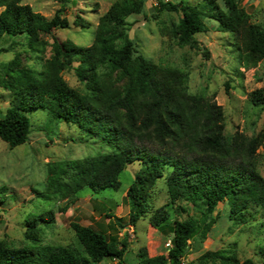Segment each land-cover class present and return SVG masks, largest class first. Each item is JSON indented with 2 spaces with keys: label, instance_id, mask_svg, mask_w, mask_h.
I'll return each instance as SVG.
<instances>
[{
  "label": "trees",
  "instance_id": "16d2710c",
  "mask_svg": "<svg viewBox=\"0 0 264 264\" xmlns=\"http://www.w3.org/2000/svg\"><path fill=\"white\" fill-rule=\"evenodd\" d=\"M24 1L0 0V8H4L0 13V45L25 39L26 45L36 51L42 45V35L70 27L64 11L49 20ZM158 1L160 11L181 13L176 34L182 43L194 41L196 34L207 30L203 16L209 13L222 31L236 36L241 57L247 63L256 65L264 59V29L249 22L250 16L236 0H223L227 12L221 9L219 0H203V4ZM144 3L116 2L102 17L90 47L56 42L55 53L42 73L18 70L17 61L8 64L10 76L17 73V83L11 85L17 94L14 105L0 116V139L11 148L27 143L32 127L30 115L40 109L48 111L51 123L75 125L89 138L97 139L109 152L82 164L73 163V167L67 165L69 171L63 169L62 175L73 173L75 187L99 194L108 189L118 191L122 173L136 166L126 197L130 225L136 226L150 215L151 225L170 232L171 239L167 255L149 258L144 252L137 264H187L183 260L191 242L206 238L212 224L207 219L220 203L228 202L231 217L240 223L246 222L253 209L264 212V178L252 164L260 139L242 132L228 137L223 107L204 96L189 94L186 74L134 56L128 18L143 13ZM75 60L80 62L78 76L88 81L90 95L79 94L62 77ZM103 68L125 82L122 90L111 89L100 81ZM251 101L264 107L262 90L254 91ZM160 180L166 181L172 205L191 203L201 210L203 220L176 218L171 224L165 208L152 211V191ZM54 222V213L49 211L27 223L26 237L31 246L11 248L0 240V264H101L106 259L123 264L126 238L119 241L79 223L72 224V228L87 256L78 255L70 247L39 245L41 225ZM188 264L256 263L220 251Z\"/></svg>",
  "mask_w": 264,
  "mask_h": 264
},
{
  "label": "rangeland",
  "instance_id": "374dc122",
  "mask_svg": "<svg viewBox=\"0 0 264 264\" xmlns=\"http://www.w3.org/2000/svg\"><path fill=\"white\" fill-rule=\"evenodd\" d=\"M121 0H25L24 4L47 19L62 10L69 28L56 29L41 36L42 45L31 49L25 39L8 40L0 45V116L14 105L17 73L11 77L8 64L17 61L18 70L42 73L46 62L55 53V43L66 46L72 42L79 47L95 43L98 27L111 7ZM181 0H164L179 3ZM190 4H203V0H184ZM240 9L250 16L249 22L264 29V0H236ZM158 0H145L141 14L128 18V37L136 53L162 68H174L187 76V91L204 96L221 105L225 112V134L237 132L258 136L259 145L253 160L254 169L264 178V107L255 106L251 95L262 90L264 95V59L250 65L241 57L239 40L230 32L219 28V23L208 14L203 16L205 32L196 34L194 41L182 43L176 34L181 13L160 11ZM228 11L223 0L218 1ZM4 8H0V13ZM3 49L7 50L3 52ZM79 60L62 72L64 81L85 96L92 93L87 80L78 76ZM100 81L111 89L122 90L125 82L118 74L100 70ZM227 84L229 89L227 90ZM31 132L27 143L11 148L0 139V240L11 248L33 245L26 237L28 222L45 212L54 213V223L41 225V243L70 247L80 256H87L80 245L72 224L91 226L97 231L128 241L123 264H137L146 252L149 258L167 255L171 246L170 232L154 228L149 217L136 226L129 222L130 207L127 191L133 183L136 166L125 170L118 190H105L99 194L76 186L73 173L67 165L82 164L109 152L97 139H91L77 126L63 121L50 122L47 110L30 115ZM69 186V187H68ZM152 211L165 208L169 222L174 219L202 221L204 216L191 203H170L165 180L154 187L151 197ZM110 214L111 217H107ZM212 221V222H211ZM214 221V222H213ZM212 223L206 238L191 242L185 263H196L209 252L227 251L240 261L252 259L264 264V212L253 209L246 222L231 217L228 202L220 203L207 219ZM170 244V245H169ZM101 264H119L117 260H104Z\"/></svg>",
  "mask_w": 264,
  "mask_h": 264
},
{
  "label": "built area",
  "instance_id": "2783aa9c",
  "mask_svg": "<svg viewBox=\"0 0 264 264\" xmlns=\"http://www.w3.org/2000/svg\"><path fill=\"white\" fill-rule=\"evenodd\" d=\"M170 245V244H169Z\"/></svg>",
  "mask_w": 264,
  "mask_h": 264
}]
</instances>
